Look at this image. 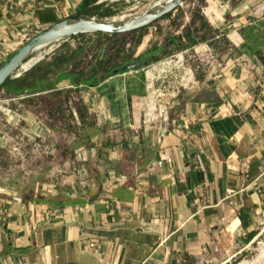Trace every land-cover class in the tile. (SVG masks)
Listing matches in <instances>:
<instances>
[{
    "label": "crops",
    "instance_id": "crops-1",
    "mask_svg": "<svg viewBox=\"0 0 264 264\" xmlns=\"http://www.w3.org/2000/svg\"><path fill=\"white\" fill-rule=\"evenodd\" d=\"M87 1L0 0L2 56ZM231 39L236 56L207 76L178 74L187 85L166 105L145 103L144 66L98 73L92 87L63 70L52 91L22 96L54 114L53 166L29 193L0 186V264H229L244 252L264 218V17Z\"/></svg>",
    "mask_w": 264,
    "mask_h": 264
},
{
    "label": "rangeland",
    "instance_id": "rangeland-1",
    "mask_svg": "<svg viewBox=\"0 0 264 264\" xmlns=\"http://www.w3.org/2000/svg\"><path fill=\"white\" fill-rule=\"evenodd\" d=\"M160 2L163 0H105V8L114 10L116 16L108 19L93 17L88 19H96L101 22H112L117 19L134 20L156 4L159 6ZM199 11L206 19L210 29H202L201 23L198 22L193 27L194 30H200L196 38L206 41L189 49L187 42L179 43L178 38L185 35V30L192 25ZM262 17H264V0H187L184 5L178 8L172 18L160 21L145 32V39L138 49L133 47L137 37H126V35L103 38L86 36L87 38L74 41L69 39L46 48L36 53L30 62L43 59L40 64L49 63L65 45H70L74 51L85 49L80 54L79 61L85 62L86 57L89 58L88 60L94 58L93 66L104 60L107 61L108 57L116 58L119 46L122 45H127L126 52L120 60H117L122 67L126 66L128 60H148L152 56V52L164 51V54H160L156 59H151L144 67H151L147 73H149L150 80L154 81L151 90L152 105H166L167 102L171 103L174 99L173 96L178 91V74L188 73L187 79H190L193 75L195 77L198 75L207 76L215 66L219 69L220 65H224L236 56L231 39L234 27L239 26L244 20ZM37 36V34H33L24 46ZM174 41L177 42V46H182L185 50H177L174 45L169 47ZM144 45L146 51H144L145 49L141 51ZM24 46L16 49V52L11 51L6 57L2 56L1 50L0 69ZM180 59L182 62H179ZM21 73L25 75L26 71L22 70ZM166 76H168L167 79H165ZM161 82L165 84L161 86ZM19 99H10L6 92H0V186H12L29 193L43 179L49 180L48 176L53 166V136L51 132H53L54 114L48 110H37L36 101L32 99ZM151 101L145 99L147 104H150ZM25 102H28L30 106L28 114H25L20 108V105ZM37 118L43 120L45 124V127L41 128L43 132H39L38 127H33L30 122H26ZM58 118L63 122L67 120L65 125L68 128L73 127L72 117L63 113ZM38 135L41 136L37 137V140H30V137ZM6 141L9 144H6ZM258 234V239L254 243H250L246 250L233 258L229 264H264V218L261 220Z\"/></svg>",
    "mask_w": 264,
    "mask_h": 264
},
{
    "label": "trees",
    "instance_id": "trees-1",
    "mask_svg": "<svg viewBox=\"0 0 264 264\" xmlns=\"http://www.w3.org/2000/svg\"><path fill=\"white\" fill-rule=\"evenodd\" d=\"M101 1L102 0H88L80 9V13L82 14V16L86 18L93 17L98 19H108L115 17L116 12H114V10L106 9L104 4L97 6ZM172 16L173 14L165 19H170L172 18ZM198 22L201 23L202 29H210V26L207 23L206 19L199 11L192 25L185 30V35H183V37L181 38H178L179 43H181L182 41H186L189 49H193L201 42L206 41L205 39L197 40L196 38V35L200 30H194L193 27L196 26ZM149 29L150 28L126 35V37H137L133 46L135 47V49H138L142 45L143 40L145 39V32H147ZM95 37L103 38L110 36L98 35ZM83 38L87 37L72 38L70 39V41ZM173 45L177 50H185V48H182V46H177V42L175 41ZM126 48L127 45L119 46L116 58L108 57L107 61L104 60L100 63H97V65L93 67V61H95L94 58H92V60H88L89 58L86 57L85 62L79 61V56L85 51V49L74 51L70 45H65L60 49L59 52H57L55 57L52 58V62L42 63L34 68V70H32L31 72L25 74L21 79L9 81L8 84L4 85V87L0 89V92H6L10 99L21 98L24 95H29L32 98L34 95L41 93L43 94L45 92L52 91L53 88L55 89L57 87V84H53V76H56L63 70L64 72L62 73L64 74V76L62 77V80L70 81L74 85L85 84L89 87L95 86L97 83H99L96 78V75H98V73L104 74V79H107L116 72L119 73L125 71V68L132 63H137L143 60L139 59L134 62L130 60L127 64H125L126 66L123 65L122 67L117 60L121 59V56L126 52ZM67 67L68 69L65 71ZM69 67L72 68L69 69ZM86 75L93 78H89L86 81ZM240 219L243 223L244 228H248L251 220H247L242 214ZM257 236V232L251 233L248 239V243L253 242V240Z\"/></svg>",
    "mask_w": 264,
    "mask_h": 264
},
{
    "label": "water",
    "instance_id": "water-1",
    "mask_svg": "<svg viewBox=\"0 0 264 264\" xmlns=\"http://www.w3.org/2000/svg\"><path fill=\"white\" fill-rule=\"evenodd\" d=\"M186 1L187 0H173L164 6H158V4H156L145 14L129 21L123 20L122 22H117L115 20L112 22H101L96 19L84 18L81 13L76 17L64 20L32 39L0 69V89L11 80L21 79L24 76L21 71H26L25 67L31 63V58L36 53L41 52L46 48L77 37L98 35L110 37L124 36L151 28L168 16L174 14ZM104 2L105 0H102L100 4H103ZM172 46L173 44L169 45V47ZM41 62L42 61L37 65ZM145 64H147V60H141L135 64L127 66L125 70L135 71ZM36 66L31 70L26 71V74L32 71ZM257 239L258 237L255 238L252 243Z\"/></svg>",
    "mask_w": 264,
    "mask_h": 264
},
{
    "label": "built area",
    "instance_id": "built-area-1",
    "mask_svg": "<svg viewBox=\"0 0 264 264\" xmlns=\"http://www.w3.org/2000/svg\"><path fill=\"white\" fill-rule=\"evenodd\" d=\"M167 65L169 66V64H167ZM167 65H166V66H167ZM164 66H165V65H164ZM184 84H186V82H183V80H180L179 83H178V86H179L178 89H180L181 87H183ZM153 85H154V81H150V83H149V85H148V86H149V90H150V92H149L148 97L146 98V101L149 100V102H150L151 99H152V97H153L152 94H151V90L153 89ZM152 102H153V101H151L150 105H152ZM148 104H149V103H148ZM165 110H166V109H165ZM166 111H167V110H166ZM151 119H152V114H147V115H146V120H147V121H151Z\"/></svg>",
    "mask_w": 264,
    "mask_h": 264
},
{
    "label": "bare ground",
    "instance_id": "bare-ground-1",
    "mask_svg": "<svg viewBox=\"0 0 264 264\" xmlns=\"http://www.w3.org/2000/svg\"><path fill=\"white\" fill-rule=\"evenodd\" d=\"M173 0H163V2H160L159 4V6H164V5H166V4H168V3H170V2H172ZM117 22H122L123 20H116ZM42 61H43V59H42ZM40 62V60H34V61H32L29 65H27L26 67H25V70L26 71H28V70H30V69H32L34 66H36L38 63Z\"/></svg>",
    "mask_w": 264,
    "mask_h": 264
}]
</instances>
